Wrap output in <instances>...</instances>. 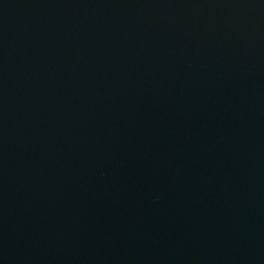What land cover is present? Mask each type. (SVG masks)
I'll return each mask as SVG.
<instances>
[{
    "label": "water",
    "instance_id": "obj_1",
    "mask_svg": "<svg viewBox=\"0 0 264 264\" xmlns=\"http://www.w3.org/2000/svg\"><path fill=\"white\" fill-rule=\"evenodd\" d=\"M0 264H264V0H0Z\"/></svg>",
    "mask_w": 264,
    "mask_h": 264
}]
</instances>
